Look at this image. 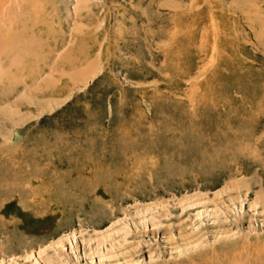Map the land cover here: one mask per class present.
<instances>
[{
    "label": "rangeland",
    "instance_id": "rangeland-1",
    "mask_svg": "<svg viewBox=\"0 0 264 264\" xmlns=\"http://www.w3.org/2000/svg\"><path fill=\"white\" fill-rule=\"evenodd\" d=\"M0 34V264H264V0H2Z\"/></svg>",
    "mask_w": 264,
    "mask_h": 264
},
{
    "label": "bare ground",
    "instance_id": "bare-ground-1",
    "mask_svg": "<svg viewBox=\"0 0 264 264\" xmlns=\"http://www.w3.org/2000/svg\"><path fill=\"white\" fill-rule=\"evenodd\" d=\"M2 0H0V2H1ZM253 9V8H252ZM6 34V33H5ZM5 34H3V36H2V34H0V36L2 37V38H0V63L2 64L3 62L5 63V60H6V57H7V55H8V51L10 50V51H12V50H14V48L15 47H18V48H20V46H18V45H16V43H14V42H12L11 40H8V38H5L6 36H5ZM11 39V38H10ZM20 42V41H19ZM4 44V45H3ZM9 47V48H8ZM24 47V46H23ZM22 48V47H21ZM26 48V47H25ZM25 51V50H24ZM24 53V52H23ZM22 54V53H21ZM31 61V60H30ZM29 61V62H30ZM9 62H10V60H9ZM12 62V61H11ZM24 63H26V64H24ZM27 63H28V59H26V58H24V61L20 64V69H21V71L22 72H24L25 70L24 69H26L25 67H26V65H27ZM25 73V72H24ZM2 99V98H1ZM1 101V100H0ZM21 172V171H20ZM19 175V174H18ZM21 175V174H20ZM19 175V177H16V180H18V179H20L21 178V176ZM2 188V187H1ZM230 261V260H229ZM234 262V261H233ZM204 264H211L210 263V261H206Z\"/></svg>",
    "mask_w": 264,
    "mask_h": 264
}]
</instances>
